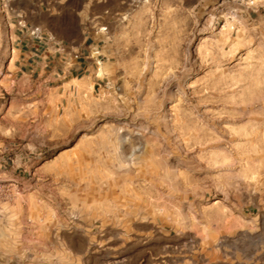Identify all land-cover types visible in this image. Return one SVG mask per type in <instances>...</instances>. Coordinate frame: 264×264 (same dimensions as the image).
Wrapping results in <instances>:
<instances>
[{
  "label": "rangeland",
  "instance_id": "obj_1",
  "mask_svg": "<svg viewBox=\"0 0 264 264\" xmlns=\"http://www.w3.org/2000/svg\"><path fill=\"white\" fill-rule=\"evenodd\" d=\"M22 2L43 20L0 0V264H264V0H126L79 79L70 50L22 74Z\"/></svg>",
  "mask_w": 264,
  "mask_h": 264
},
{
  "label": "crops",
  "instance_id": "obj_2",
  "mask_svg": "<svg viewBox=\"0 0 264 264\" xmlns=\"http://www.w3.org/2000/svg\"><path fill=\"white\" fill-rule=\"evenodd\" d=\"M125 1L123 0L119 11L113 10L108 0H37L38 8L42 9L43 20L36 22L28 16V4L22 2L20 11L25 24L22 27V36L27 40L22 44L27 47L25 51L17 49L22 74L27 72L34 76L37 73L41 76L47 64L57 63L58 53L70 50L73 62L68 70L63 72V76H71L73 79L85 77L90 71L88 60L92 59V51L98 52L101 43L114 36L113 28L108 22L114 17L119 20L124 15ZM57 21L60 24H57ZM33 43H37L38 47L57 46L58 49L52 55L42 57L36 49L33 51ZM40 66L41 70L38 71Z\"/></svg>",
  "mask_w": 264,
  "mask_h": 264
},
{
  "label": "built area",
  "instance_id": "obj_3",
  "mask_svg": "<svg viewBox=\"0 0 264 264\" xmlns=\"http://www.w3.org/2000/svg\"><path fill=\"white\" fill-rule=\"evenodd\" d=\"M33 34H35V33L33 32Z\"/></svg>",
  "mask_w": 264,
  "mask_h": 264
}]
</instances>
